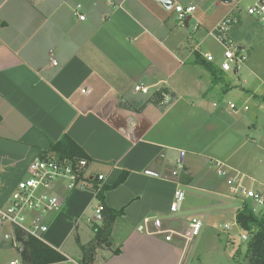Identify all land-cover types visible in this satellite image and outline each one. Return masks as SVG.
I'll return each mask as SVG.
<instances>
[{
    "label": "crops",
    "instance_id": "1",
    "mask_svg": "<svg viewBox=\"0 0 264 264\" xmlns=\"http://www.w3.org/2000/svg\"><path fill=\"white\" fill-rule=\"evenodd\" d=\"M162 6L157 0H0V192L5 189L0 206L28 176V168L18 165L28 159L31 146L44 140L55 143L68 135L91 158L90 175L107 176L108 185L129 172L123 184L106 192V206L125 208V214L113 224L112 245L99 249L92 264H189L201 238L187 247L179 238L166 242L138 229L146 218H161L182 231L193 216L204 223L209 247L220 257L229 247L233 259L232 240L221 232L230 224L221 220L227 216L224 207L230 203L223 199L231 198L230 187L215 164L224 162L233 174L249 176L250 189L254 183L264 185L232 163L235 152L215 154L213 144L229 135L236 138L240 126L231 122L224 136L223 119L210 121L190 101L207 97L220 83L212 87L205 73L191 66L193 52L203 51L201 44L195 34L176 42ZM192 20L193 15L182 25L190 29ZM162 56L182 66L167 74ZM137 85L149 86L151 93H137ZM161 87L177 97L173 104L156 99ZM179 187L186 192L185 206L172 214L170 203ZM55 191L61 208L45 218L49 231L43 242L67 258L54 264H79L82 250L68 258L63 249L72 233L80 247L93 241V224H101L96 222L99 201L91 185L67 191L59 182ZM240 208L233 210L232 229Z\"/></svg>",
    "mask_w": 264,
    "mask_h": 264
},
{
    "label": "rangeland",
    "instance_id": "2",
    "mask_svg": "<svg viewBox=\"0 0 264 264\" xmlns=\"http://www.w3.org/2000/svg\"><path fill=\"white\" fill-rule=\"evenodd\" d=\"M171 1L173 3L172 9L168 11L162 6V12L164 18L169 20L168 27L176 34L174 35L176 42L183 41L186 36L195 34L198 44L200 43L201 49H203V51L200 50L202 51L201 53H212L216 58V63L219 64L221 61L220 56L223 54L224 49L219 43H216L215 35H213L214 28L232 11L236 2L229 3L227 0ZM179 4L183 7L194 6L196 8L190 29L177 22L178 20L176 21L177 14L174 12L173 8ZM248 5V2L244 3V6ZM196 28L199 29V32L195 30ZM229 30V36L235 43L241 44L247 49V60L240 66L238 74H236L235 71L226 73L224 81L218 86L219 89L210 92L205 98L200 96L196 99L190 98V101H194L195 104H198L205 110L210 117V121H222L223 119L222 122L225 124L220 127L219 130L220 133H225L224 136H226L228 129L225 128L230 127L229 125L233 121L238 122L240 126L239 135L236 138H232L230 135L227 138H222L221 141L213 144V150L216 151L215 154L218 158H221L222 155L224 156L231 152H235L231 157L232 163L238 165L239 168L251 175L252 178L259 181L261 180L263 181L262 183H264V26L258 21L249 18L244 13L241 21L237 25L230 27ZM185 34L186 36H184ZM194 43L195 45L197 44L196 42ZM191 44L193 46L191 49H193V42ZM162 48L166 53V49L164 47ZM194 52L193 55H195ZM161 58H164L163 61L167 65V67H165L167 74L173 73L182 66L177 60L171 57L162 56ZM186 68L188 69V67H181L180 70H187ZM195 68L199 73H205V76L211 81V77L205 69L201 67ZM222 86L224 88H231L226 92H222L220 89ZM253 95L255 98H253ZM184 99H186L185 96ZM228 101L236 106L237 110H232L228 107ZM188 102L189 101H187V103ZM213 103L218 105L219 108L212 107ZM220 113L228 118L221 116ZM220 133L218 135H220ZM253 139L256 140V144L253 142ZM180 166L182 167L184 165L182 164ZM183 170L184 169L180 170V172H184ZM248 178L249 176L245 178L246 183L249 182ZM252 186L254 188L253 190L264 191V185L254 183ZM223 200L226 203H230V205L224 207L227 211V216H223L221 220L224 222L228 219L230 224H234L235 211L233 212V210L243 205V196L236 199L229 198ZM263 208L264 207H261V209ZM261 209H259V211H261ZM84 222L85 220L80 224L81 227H86L84 226L86 225ZM221 224L223 223L221 222ZM91 231L92 230H90V232ZM221 232L223 236H226H224V239L228 238L236 241V244L232 247L233 259L229 257V247L227 250L228 255L223 254V257H220L217 251L209 247V238H206V234L202 236V233L197 240L201 238L200 241L203 243H199V246H195L189 264H246V260L244 259L245 249H243V253L241 254H239L237 250L240 245L244 247L247 240L241 239V233H239L235 227L230 231L223 229ZM78 243L77 234L72 233L66 243V247L63 249V252L68 258H77L79 256L81 247ZM16 254V251L13 249L2 250L0 252V264H7L12 258L17 257Z\"/></svg>",
    "mask_w": 264,
    "mask_h": 264
},
{
    "label": "built area",
    "instance_id": "3",
    "mask_svg": "<svg viewBox=\"0 0 264 264\" xmlns=\"http://www.w3.org/2000/svg\"><path fill=\"white\" fill-rule=\"evenodd\" d=\"M236 2L232 11L225 16L215 27L216 43L224 49L221 61L218 67L224 73L235 71L238 74L240 66L247 60V49L241 44H236L229 36V29L237 25L243 14L249 18L258 21L264 26V0H229ZM248 2V6L244 3ZM81 6L76 9V14L81 21L85 20V15L80 14ZM174 12L177 14V20L183 24L189 16L196 12L194 6L183 7L182 5L174 6ZM209 62L216 63V58L212 53H201ZM134 90L139 94H150L149 86L137 85ZM86 91L83 90V93ZM156 93L162 94L161 105H171L177 97L166 88H159ZM232 109L237 107L229 103ZM135 125V123H132ZM217 172L226 184L230 187V197L236 199L243 196V201L251 202L256 212L264 207V191L250 189L245 182V175L233 174L232 169L224 162H217ZM90 163L87 160L77 161H57L52 158L45 160L36 159L28 167V176L20 181L11 194L7 204L0 206V250L14 249L19 258L12 260L10 264L22 263V252L25 248L23 243L24 237H35L44 241V235L49 231L46 225V217L54 211L61 208V200L56 190V183H63L64 188L68 191L87 188L89 178L98 181V184H106L107 176L103 174L90 175ZM177 175V172H174ZM92 187V186H91ZM95 193L96 190L93 187ZM186 201V192L181 187L174 192L170 205L172 214L180 213ZM103 206L98 205L96 210V222L103 220ZM144 225L139 227L140 232L151 236H163L164 241L172 242L175 238L181 239L188 247L193 241L198 239L204 229V223L197 217H192L182 231L173 229L164 224L161 218H146ZM154 226V229L151 226ZM231 224H226L225 229L230 231ZM243 240H247L245 234Z\"/></svg>",
    "mask_w": 264,
    "mask_h": 264
},
{
    "label": "trees",
    "instance_id": "4",
    "mask_svg": "<svg viewBox=\"0 0 264 264\" xmlns=\"http://www.w3.org/2000/svg\"><path fill=\"white\" fill-rule=\"evenodd\" d=\"M193 65H197L196 67H201L209 73L212 87L222 83L225 79L226 73L218 67L217 63L207 61L201 52L195 53ZM155 97L161 102V93H156ZM32 131L37 132L36 130ZM26 141V137L22 139L23 143ZM36 158L41 160L52 158L63 162L87 160L91 163L89 155L68 135L63 136L61 140L55 143L44 140L43 143L31 146L30 156L18 166L26 167L27 169L31 161ZM128 175L129 172L125 171L113 185H99L97 180L91 178L87 180L88 184L95 188L99 205L103 206L104 211L101 224H93L95 232L93 241L88 246H81L83 254L79 264H92L95 254L99 249L112 245L113 224L117 219L124 216L125 208L114 210L106 206V192L123 184ZM4 191L5 189L1 190L0 197L5 196ZM243 202L241 208L236 212L235 222L239 231L247 236V242L244 244L245 248L240 245L237 252L241 254L243 253V249H245L244 259L246 260V264H264V208L256 212L251 202ZM22 240L25 246L21 256L23 264H54L67 260L59 251L51 246H47L35 237H24ZM232 243L235 245L236 241L232 240Z\"/></svg>",
    "mask_w": 264,
    "mask_h": 264
},
{
    "label": "water",
    "instance_id": "5",
    "mask_svg": "<svg viewBox=\"0 0 264 264\" xmlns=\"http://www.w3.org/2000/svg\"><path fill=\"white\" fill-rule=\"evenodd\" d=\"M158 2H160L166 9H171L173 6V3L171 0H157Z\"/></svg>",
    "mask_w": 264,
    "mask_h": 264
}]
</instances>
